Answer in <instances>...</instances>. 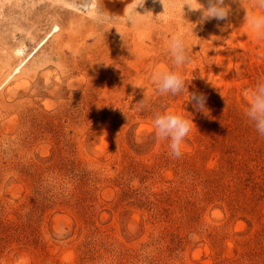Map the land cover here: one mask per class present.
<instances>
[{"label":"rangeland","instance_id":"1","mask_svg":"<svg viewBox=\"0 0 264 264\" xmlns=\"http://www.w3.org/2000/svg\"><path fill=\"white\" fill-rule=\"evenodd\" d=\"M128 2L102 0L103 34L98 0H0V264H264V136L243 115L264 37L240 0L194 32L179 0H145L134 25L116 16ZM176 33L205 112L153 82ZM161 110L193 113L179 157L154 132Z\"/></svg>","mask_w":264,"mask_h":264},{"label":"clouds","instance_id":"2","mask_svg":"<svg viewBox=\"0 0 264 264\" xmlns=\"http://www.w3.org/2000/svg\"><path fill=\"white\" fill-rule=\"evenodd\" d=\"M144 2L145 0H129L127 4L132 3V8L129 9L127 13L123 11L122 15L116 16L123 17L124 23L134 25L137 23L139 15H143L145 12L150 11L145 10L141 13L137 10L138 7H143ZM240 4L246 10L244 19L250 23L257 37H264V0H254L253 6L261 10L260 14L254 16L247 15V9L244 7L242 0H240ZM185 6H187L190 11H199L200 16L198 20L190 21L185 17ZM178 7L182 20L188 23L192 32H194L193 30L196 28L197 24H202L213 18L216 20H226L230 14V5L226 3L225 0H207V6H205L201 0H179ZM113 19V14H110L103 8L102 0H98L97 14L93 17V20L103 34L110 29L106 27V25L110 24ZM190 47L183 33L172 35L167 42L166 48L163 50L170 58L172 67L167 70L156 72L152 79L156 85L157 92L162 96L171 95L174 97L183 94L186 90L187 99L185 102H191L195 110L205 112L204 110L207 109L205 105L206 97L203 94L189 92L188 85L191 81L187 80L181 72L182 66L187 63L190 58ZM102 63L105 66L108 65L104 62ZM133 86L142 87L141 85ZM148 104L149 102L143 96L140 101L135 103V110L137 112H142L148 107ZM190 114V117H187L182 114L163 110L154 113V132L160 139L168 141V148L171 155L174 157H179L182 154L181 144L188 136L191 126L194 124L192 119L193 113ZM243 115L255 128L256 132L264 136V78H260L256 81L251 92V98Z\"/></svg>","mask_w":264,"mask_h":264},{"label":"trees","instance_id":"3","mask_svg":"<svg viewBox=\"0 0 264 264\" xmlns=\"http://www.w3.org/2000/svg\"><path fill=\"white\" fill-rule=\"evenodd\" d=\"M226 172H229L230 174L233 172L235 173V169H234V165L232 164L231 167H229L228 170H226ZM255 195V200L257 203H260L262 200L264 202V181L262 182V184L258 187V190L256 193H254ZM256 203V204H257Z\"/></svg>","mask_w":264,"mask_h":264}]
</instances>
